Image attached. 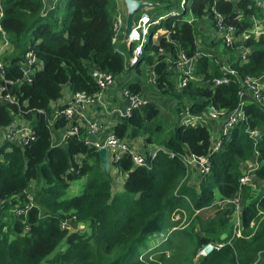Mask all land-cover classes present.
<instances>
[{
  "label": "trees",
  "instance_id": "16d2710c",
  "mask_svg": "<svg viewBox=\"0 0 264 264\" xmlns=\"http://www.w3.org/2000/svg\"><path fill=\"white\" fill-rule=\"evenodd\" d=\"M150 2L157 3L153 16L174 10L170 0ZM212 9L234 29L229 45L212 36ZM0 13V29L9 45L1 57L0 91L4 80L11 82L3 93H10L16 102L0 103V128L19 121L29 125L33 137L25 146L0 145V264H154L149 259L166 247H170V264H264V101L241 106L244 120L231 125L213 153L204 125L178 122L168 129L159 115L162 106L176 115L181 109L200 115L208 107L226 115L239 107L240 82L264 76V6L258 8L251 0H188L181 14L149 29L131 65L111 41L115 0H59L51 8L44 7L42 0H0ZM156 28L164 29L166 37L153 41ZM132 48H125V53L129 55ZM242 48L249 49L243 61L238 56ZM197 50L202 55L196 58L195 79L176 89L169 67L178 53L192 57ZM28 51L39 62L30 83L21 81L18 70ZM141 66L154 74L151 86L162 98L143 95L152 103L115 119L112 132L129 143L138 141L141 150L158 148L153 158L146 157L145 167L134 168L123 155L109 164L110 174L104 175L98 153L81 139L67 137L63 144H54L56 131L65 124L52 117L63 87L70 93L96 95L99 88L91 78L92 69L116 79L125 72L139 73ZM222 66L234 75H225L226 85H213V79L223 77ZM125 88L133 95L142 90L135 82ZM252 130L259 132L255 146L248 137ZM185 151L206 157L209 163L207 174L196 181L197 189L194 182L188 186L184 181L175 189L188 172L180 162ZM254 152L259 166L252 175L258 189L238 183L243 163ZM80 179H84L81 192L66 196L70 183ZM113 182L117 192H112ZM26 195L32 205L16 217L12 209L23 206ZM235 197L241 202L238 236L228 222L234 206L223 203ZM129 208L138 213L128 215ZM180 209L195 223L204 224L203 234L193 235L187 228L168 232L173 226L170 215ZM68 221L85 225V231L68 234ZM63 223L66 226L61 228ZM159 236L165 240L148 251V243ZM60 242L67 252L57 251L47 259ZM210 243L222 247L197 257Z\"/></svg>",
  "mask_w": 264,
  "mask_h": 264
},
{
  "label": "built area",
  "instance_id": "2783aa9c",
  "mask_svg": "<svg viewBox=\"0 0 264 264\" xmlns=\"http://www.w3.org/2000/svg\"><path fill=\"white\" fill-rule=\"evenodd\" d=\"M58 0H54L56 2ZM188 0H170L173 3L172 8L179 9L180 12L185 10ZM255 5L259 7L264 6V0H251ZM214 16V33L213 37L220 38L224 41V44L229 45L235 38L234 29L232 26H225L222 22V17L217 14L213 9L211 10ZM178 15L175 10H171L165 13L163 16H148L146 13L139 15L135 22L132 24L131 30L128 35L126 47L133 46L131 52L130 65L133 64L137 56L141 53L142 46L146 40L149 33V29L153 26L159 25L161 21L166 18L174 17ZM1 16V13H0ZM191 22V20H187ZM124 27L122 14L117 11V15L114 18L112 25L113 37L111 39L112 43L118 42V37L122 33V28ZM261 31V30H260ZM264 35V32L261 31ZM166 37V36H165ZM9 50V45L7 43L4 33L0 29V78H3L4 66L2 64L1 57L4 53ZM198 51V50H197ZM162 53V51H160ZM249 53L248 48H242L238 51L239 58L243 61L245 56ZM202 55L200 51L196 52L192 57H187L184 53H178L174 63L169 67L170 71L173 72L176 78L175 81L176 89L183 88L186 83L194 80L195 63L196 58ZM209 56V55H208ZM39 65L38 60L32 53L28 51L24 54L22 61L19 63L18 70L21 73V81L30 83L32 79V74L35 68ZM37 69V68H36ZM221 71L223 77L221 79H213V85H226L229 83L225 75L234 73L228 69L227 66H222ZM91 78L99 88V93L96 95L89 96L83 92L70 93L65 101L58 105L59 108L53 111V119H63L65 124L61 129L56 131L53 141L55 145L63 144L67 137H74L76 139H81L83 145L87 148L95 149L98 153L101 150L106 152V159L109 163L119 160L123 155L129 157L131 165L136 167H145L146 157L153 158L154 152L158 148L153 150L145 151L138 148V141L130 142L124 138L116 137L112 132L113 122L115 119L124 118L129 114L130 109H139V107L147 104L148 99L144 98L143 95L131 94L129 90L125 87L120 89L121 97L123 101L115 99L113 96H108L106 90L114 86V80L111 75L101 73L95 69L90 72ZM150 85H154V74L150 71L148 73ZM11 82L3 81V87L0 93V103L16 104L14 96L10 93L5 92V87H7ZM264 90V76L258 79L245 78L240 82V92H239V107L224 115L223 111L215 110L208 107L200 115H191L188 109H181L177 113V120L182 126H197L204 125L209 131L214 129V141L211 139L210 153H213L220 149V138L225 136L231 125L236 124L239 120H244V115L241 110V106L245 104L246 101L251 102H263L264 95L261 92ZM98 109V110H97ZM104 116V120L102 118ZM112 118V124H106V119ZM210 123L217 124L219 127L209 126ZM52 125V123H50ZM218 129V130H217ZM32 131L29 125L23 124L19 121H12L6 127L0 128V135L3 140L0 141V145L3 142L16 143L20 146H25L29 140H32ZM259 132L257 130H252L248 132V137L253 142L255 146L258 140ZM138 142V143H137ZM256 154V153H255ZM180 162L183 167L189 171L193 172L197 177L196 181L200 179L203 175H206L209 168V163L206 157H198L193 154L184 152V155L180 157ZM259 164L254 162L249 163L245 161L242 166V175L240 176L238 183L241 186L251 187L254 189L255 179L252 175L253 171L258 169ZM239 198L225 200L223 203L234 205ZM220 201L217 202V205ZM32 205V199L29 195H26V203L23 206H14L12 212L16 217L24 215ZM240 209L236 207L234 211V223H233V233L236 236L239 235V215ZM177 219H174V221ZM66 223L61 225V228L65 227ZM251 227V224L250 226ZM222 247L221 243H210L205 245L197 252V257L203 258L209 255L213 251H217Z\"/></svg>",
  "mask_w": 264,
  "mask_h": 264
},
{
  "label": "rangeland",
  "instance_id": "374dc122",
  "mask_svg": "<svg viewBox=\"0 0 264 264\" xmlns=\"http://www.w3.org/2000/svg\"><path fill=\"white\" fill-rule=\"evenodd\" d=\"M141 2L143 3H148V4H152V5H157V3H152L150 2V0H141ZM175 12H177L178 14H181V12L179 11V9H174ZM145 12L147 14H149V16H151V13L152 11H149L146 9L144 10H141V14H145ZM116 15H117V12H116ZM164 13H158L157 15L155 16H163ZM188 15L185 16V18H188L187 17ZM122 18H123V24H124V21H125V13H124V8L122 9ZM122 30L124 29L123 26H121ZM123 32V31H121ZM122 34V33H121ZM154 35L152 36V40H154L155 37H160L161 35L159 34L158 30H155ZM122 36V35H121ZM122 42V41H121ZM120 43H117V47L120 48L121 50H123L124 52V57L126 58V63H129L130 64V59H131V54L132 52H130L129 55H127L125 53V47H124V43L123 45L119 46ZM202 46V44H199ZM37 69L39 68V65H37L36 67ZM141 70L139 73H133V72H129L128 74L123 73L121 74L119 77H117L115 80H114V86L108 88L106 90V93L107 95L110 97V96H113L115 97L116 101L119 100V101H123L124 99L121 97V91L120 89L122 87H125L127 84L129 83H138L141 87H142V90L140 92V95H145L146 97L148 98H156L157 96H160V94H158L156 91H155V88L152 87L148 81H146V78L148 76V72L149 70L147 68H145V66H141L140 67ZM172 76V80H174L176 78L175 74L173 72H171V75ZM67 88L66 87H63L62 90H61V98L56 101L54 104H53V107H56L60 104H62L64 101H65V95H66V92H67ZM162 98V97H161ZM149 103H152L150 101V99H148ZM170 102V98L168 100H166V103ZM172 104L174 105V103L172 102ZM98 110V109H97ZM168 110V109H166ZM163 106H162V109L159 110V115L162 117L163 119V122H162V126L164 128H168L170 129L172 126L171 124L175 123L176 125H178V121H177V115H176V112H171V113H168L166 111ZM169 111V110H168ZM176 115V118L174 117ZM209 126H214V124L210 123ZM209 134L212 136V138L214 137V129H210L209 130ZM216 138L214 137L212 140L214 141ZM3 140V137L0 135V141ZM136 142V141H135ZM246 161H248L249 163H254L256 162L257 163V160H256V154L254 153L253 156H251L250 159H247ZM106 169L101 165L102 167V171L104 173V175H108V173L110 174V170H111V166L109 165V161L106 159ZM101 164V163H100ZM188 174V176H187ZM112 177H114L115 179L117 178V175L112 173ZM181 179V178H180ZM196 179L197 177L194 175L193 172H187L181 180H179L176 184V188L180 185L181 182H185L188 186H190L191 182H194L195 186L193 185L194 188H196ZM84 179H80V180H76L72 183H70L68 189H67V193H66V196L68 197H71V196H74V195H77L81 192L82 190V186H83V182ZM113 185L114 187L112 188V192L114 191H118V188H116V185H115V182H113ZM260 187V184L258 182H255V185H254V189H258ZM197 189V188H196ZM114 190V191H113ZM121 190V189H120ZM119 190V191H120ZM176 191V190H175ZM173 191V192H175ZM129 206H133V207H138L137 205L135 204H129ZM234 207L231 206V212L232 210L234 209L235 211V208L238 207V208H241V202L240 200H237V202L234 203L233 205ZM143 209H145V205L142 206ZM229 210V208L227 209V211ZM176 211V210H175ZM173 212V216L170 215V224H173V226L171 228L168 229V232L170 233L173 229H177V230H181L183 228H187L189 230V233L193 234V235H201L203 234V229L202 227L204 226V224L201 226L200 224L198 223H195V221H192L193 217L189 215V213H187L186 211L184 210H181L180 211H176V212ZM226 211V210H225ZM124 213V212H123ZM126 213L128 215H132V216H135L138 212L137 210L133 209V208H129V209H126ZM233 216V217H232ZM231 217L233 219H231ZM142 218V216H139L135 219V223H138L140 221V219ZM230 219L228 220L229 223L232 224L233 226V223H234V212L233 214L231 213L230 214ZM174 219H177L174 221ZM69 222V221H68ZM72 222H69V225L67 226V232L68 234H72L74 232H78V233H81L82 231H85V225H82V224H77V223H73L71 224ZM137 225V224H136ZM4 231V230H3ZM71 231V232H70ZM165 240V236H159L158 239H156V241L153 243V241H151L150 243H148V245L150 246L148 251H150L151 249H153V247L157 246V245H161V242H163ZM153 243V244H152ZM175 243V242H173ZM152 244V245H151ZM62 250L64 252H67V247H66V244L63 243V242H60L56 248H54L53 252L50 254V256H48L47 259L51 258L57 251H60ZM147 252V251H146ZM145 252V253H146ZM143 254V253H142ZM142 254L139 256V258H141ZM52 255V256H51ZM72 255V252L69 254V257H71ZM163 256V257H161ZM161 257V258H159ZM65 258V259H67ZM64 259V260H65ZM150 262L154 263V264H170V247H166V248H162V251L159 252H154V257L149 259ZM195 261V260H194ZM193 261V262H194ZM196 263V261H195ZM65 264H67V261L65 262Z\"/></svg>",
  "mask_w": 264,
  "mask_h": 264
},
{
  "label": "water",
  "instance_id": "95a60500",
  "mask_svg": "<svg viewBox=\"0 0 264 264\" xmlns=\"http://www.w3.org/2000/svg\"><path fill=\"white\" fill-rule=\"evenodd\" d=\"M124 8H125V21H124V29L122 34L123 42H127L129 32L132 27V19L135 14L140 12L143 8H148L153 5L148 3L139 2L137 0H123ZM98 157L101 165L106 169V152L101 150L98 152ZM224 238L222 235L221 239Z\"/></svg>",
  "mask_w": 264,
  "mask_h": 264
},
{
  "label": "crops",
  "instance_id": "0c3cea01",
  "mask_svg": "<svg viewBox=\"0 0 264 264\" xmlns=\"http://www.w3.org/2000/svg\"><path fill=\"white\" fill-rule=\"evenodd\" d=\"M43 1V4H44V7H49L51 8L52 7V4L55 3L54 0H42ZM116 1V12L119 11L121 14H122V9L124 8V4H123V0H115ZM139 2H141V0H137ZM59 3V1H58ZM152 5V4H151ZM155 5L151 6V7H148L147 10L149 11H152V7H154ZM146 8H143L142 10H144ZM47 10V9H46ZM124 13H125V8H124ZM146 13V12H145ZM141 14V11L138 12L137 14L134 15L133 19H132V24L135 22V20L138 18V16ZM147 14V13H146ZM149 16V14H147ZM154 14H152L151 16H153ZM158 26V25H156ZM156 30H158L159 34L161 35L160 37H165L166 36V32L164 29L162 28H156ZM123 31V30H122ZM122 34L119 35L118 37V42L117 43H120L119 46L123 45V40H122ZM154 35V34H153ZM152 35V36H153ZM157 40V37L154 38L153 41H156ZM122 41V42H121ZM124 47L126 48V45L124 43ZM70 94V92H66V95H65V98H67V96ZM61 105V104H60ZM103 120H104V116H102ZM107 121L105 122L106 124H110L112 123V118H108L106 119Z\"/></svg>",
  "mask_w": 264,
  "mask_h": 264
},
{
  "label": "clouds",
  "instance_id": "9594fccd",
  "mask_svg": "<svg viewBox=\"0 0 264 264\" xmlns=\"http://www.w3.org/2000/svg\"><path fill=\"white\" fill-rule=\"evenodd\" d=\"M58 1H59V0H58ZM58 1H56L55 3H58ZM55 3L52 4V7L55 5ZM48 8H49V7H48ZM164 20H165V19H164ZM122 34H123V32H122ZM123 43H125V42H123ZM125 45H126V43H125ZM129 47H130V46H129ZM126 48H127V47H126ZM122 52H123V51H122ZM124 56H125V55H124ZM254 153H255V152H254ZM177 211H180V210H177ZM175 212H176V211H175ZM173 214H174V213H172L171 215L173 216ZM173 230H174V229H173Z\"/></svg>",
  "mask_w": 264,
  "mask_h": 264
}]
</instances>
